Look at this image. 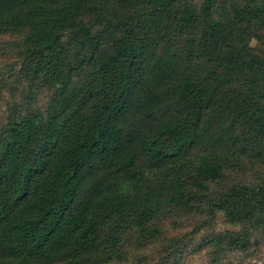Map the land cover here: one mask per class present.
<instances>
[{
	"label": "trees",
	"instance_id": "16d2710c",
	"mask_svg": "<svg viewBox=\"0 0 264 264\" xmlns=\"http://www.w3.org/2000/svg\"><path fill=\"white\" fill-rule=\"evenodd\" d=\"M252 25L264 0H0L30 92L51 93L0 124V264L120 260L125 231L195 202L264 225V175L208 191L234 160L264 168Z\"/></svg>",
	"mask_w": 264,
	"mask_h": 264
},
{
	"label": "rangeland",
	"instance_id": "374dc122",
	"mask_svg": "<svg viewBox=\"0 0 264 264\" xmlns=\"http://www.w3.org/2000/svg\"><path fill=\"white\" fill-rule=\"evenodd\" d=\"M201 1L192 0L196 5ZM226 1L228 7L237 3ZM251 29L249 46L264 55V28L252 25ZM21 39L15 34H0V124L7 116L18 117L30 108L44 109L51 94L36 86L30 92V81L23 75L22 56L12 47ZM263 175L264 168L247 159L234 160L219 180L208 184V191L218 194L238 182L258 183ZM124 237L128 239L123 241ZM232 238H238L234 246L230 245ZM240 243L245 244L244 248ZM117 246L122 250L120 260L92 264H264V225L258 221L231 222L222 211L210 216L205 205L195 202L193 209L138 234L125 231Z\"/></svg>",
	"mask_w": 264,
	"mask_h": 264
}]
</instances>
